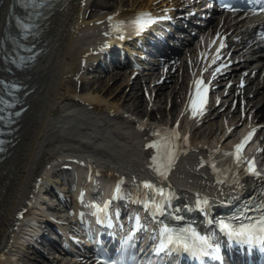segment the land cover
Segmentation results:
<instances>
[{"label": "bare ground", "instance_id": "obj_1", "mask_svg": "<svg viewBox=\"0 0 264 264\" xmlns=\"http://www.w3.org/2000/svg\"><path fill=\"white\" fill-rule=\"evenodd\" d=\"M178 2L180 0H58L48 9L36 37L43 49L33 65L18 71L34 87L25 98L29 108L20 115L18 126L11 134L13 143L0 158V264H31L30 257L22 254L27 247L25 226L30 219L45 217L40 207L41 202H46L40 200L48 197L40 192L48 186L45 182L50 181L54 164L63 157L85 156L90 175L85 182L88 187L101 181L104 187L114 182L129 184L131 189L140 188L141 176L147 172L148 165L143 163L142 153L146 149H143L141 132L134 128L137 117L150 119L146 130L151 131L153 126L168 123L172 115H179L187 89L185 73L179 72L181 63L174 73L163 74L161 68L155 78L149 76L142 81L138 78L136 83L134 77L138 74H133L134 69L116 70L96 78L88 70L93 66L96 52L109 43L124 16L139 7L171 6ZM9 3L10 0L0 2V36L3 29L9 30L5 26ZM109 16H113V20L109 21ZM229 22L225 23L229 25ZM211 24L213 30L228 29L219 20H212ZM106 32L110 34L105 35ZM244 64L239 67L247 68ZM173 65L168 66L167 72ZM236 70L228 74L233 90L238 88ZM163 75L164 79L159 81ZM99 81L101 83L94 84ZM249 87L238 103L227 100L222 90L219 91L215 107L220 110L214 119L205 121L208 124L194 127L199 120L184 122L188 150L163 179L167 189L176 192L179 198L209 191L204 197L210 202L217 201L213 192H240L249 185V182L227 181L224 172H217L224 164L220 165V160L228 159L223 154L201 164L211 147L226 150L227 139L232 135L226 133L229 127L242 128L264 121V81L260 86L257 83L251 96ZM256 152L264 154V147ZM78 191L79 186L75 193ZM74 200L76 204V196ZM23 209V217L16 218ZM122 211L125 213V209ZM59 217L67 219L68 215L62 212ZM63 232L66 236L63 240L70 244L71 232ZM77 258L83 264L89 260V255L83 253ZM42 262L35 264H48Z\"/></svg>", "mask_w": 264, "mask_h": 264}, {"label": "snow or ice", "instance_id": "obj_2", "mask_svg": "<svg viewBox=\"0 0 264 264\" xmlns=\"http://www.w3.org/2000/svg\"><path fill=\"white\" fill-rule=\"evenodd\" d=\"M28 4L32 5L33 7L39 8L43 6L46 2V0H27ZM256 3L260 5V8L262 11H264V0H256ZM223 8L235 11L237 9L234 8L233 5L225 3L222 5ZM108 20H113V16H109ZM99 23V21H98ZM120 25L122 26L125 22L120 21ZM151 23H153V19L151 17V14L148 12H141L136 15V18L130 22H128L130 27H134L136 34L138 35L140 32H143ZM19 26L27 30L30 26L26 23H23L21 21H18ZM116 31H121V27H117L115 29ZM110 33H105V35H109ZM118 39H124L123 35H119ZM223 42H221V47H223ZM104 47H108V44L106 43ZM220 49H217V54L219 53ZM215 59H218L217 57H214L213 62H215ZM216 71H220L219 68L216 69ZM2 83V82H0ZM196 85V91L199 95V100L195 96H193L190 93L189 98V111L191 112V117L194 118L197 115H201L204 110V95L201 92V88L204 87L202 79L195 80L193 82ZM13 88H16V85H12ZM11 107V105H8ZM2 111V109H0ZM15 115H19V112L14 113ZM0 120H3V117H0ZM179 123V122H178ZM168 135L165 137V139L168 141L166 145V151L161 155L159 151L156 155L152 156L153 165L155 166V171L161 175L162 177L166 176L167 171L172 167L176 156L177 151L180 148V145L176 143V141H179L180 139L183 140L184 144L186 145L188 143V137L184 136L181 138L180 134L176 131V129H170L165 130ZM255 132V129L250 131L242 140L240 143L234 145V151L233 152H226L223 155L227 157H232L233 163L236 166H239L241 164L246 163L247 168L245 169L247 174L259 176L260 173L255 169L254 167V161L248 160L245 161L241 149L243 146L248 142V140L251 138L253 133ZM2 143V141H0ZM146 147H152V148H158V143L153 142L150 145H146ZM3 149H0L2 151ZM216 151H219L217 149ZM213 169H215V164L212 165ZM220 183H223L224 181H218ZM238 184V180H237ZM144 187L153 189L154 191L158 192L161 196H164L165 198L168 197V194L164 193L163 189H156L151 183L144 182ZM118 191V189H117ZM83 196V194H81ZM209 201L207 199H203L198 201L197 207H206L208 206ZM160 206L157 205V208ZM106 211V208L103 209ZM98 211H101V209H98ZM246 211L250 212H257L258 215L255 217L247 216L244 213H242V216L244 219L247 220V222H243V219H237L235 222L229 220H219L216 221L217 226L219 230L228 238H230L233 241L246 243L249 245L252 244H260L264 245V201L256 205L255 207H249ZM161 241L159 245L156 247L155 251L157 253L164 252L165 250H171V251H177V250H183L185 252L191 253L194 257H198L200 255L207 256L209 255V249H211V254L219 259L218 253H219V246L214 245L213 239L210 235H203L198 233L194 228L191 226L180 228V229H172L169 227H164L161 231ZM170 246H172L170 248Z\"/></svg>", "mask_w": 264, "mask_h": 264}, {"label": "rangeland", "instance_id": "obj_3", "mask_svg": "<svg viewBox=\"0 0 264 264\" xmlns=\"http://www.w3.org/2000/svg\"><path fill=\"white\" fill-rule=\"evenodd\" d=\"M98 83H101V82L99 81V82L94 83V84L97 85ZM91 86H92V84H91ZM141 109H143V107ZM165 112H167V111H165ZM164 115H166V114L164 113ZM39 258L44 259V257H42V256H37V257H33L30 261L32 263H34V264H35V262L37 263V261H39V260L42 262V260L39 259ZM48 260H50V259H48ZM53 262H54L53 264H59V263H56V262H59V261H53ZM42 263H45V262H42Z\"/></svg>", "mask_w": 264, "mask_h": 264}]
</instances>
